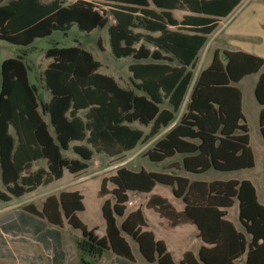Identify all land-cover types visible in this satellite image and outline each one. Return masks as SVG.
<instances>
[{
	"label": "trees",
	"instance_id": "1",
	"mask_svg": "<svg viewBox=\"0 0 264 264\" xmlns=\"http://www.w3.org/2000/svg\"><path fill=\"white\" fill-rule=\"evenodd\" d=\"M244 0H0V39L29 47L55 31L76 25L92 32L107 27L113 55L132 57V87L100 71L102 62L81 45L52 46L42 87L31 82L26 53L3 60L0 91V198L22 197L40 186L64 177L65 171L88 169L94 154L114 159L146 144L169 127L188 96L180 120L146 152L153 162L177 153L186 155L189 172L210 168L235 170L253 167L248 126L242 123V91L237 83L258 74L256 97L264 106V57L240 50L218 51L209 66L197 73L200 53L209 36ZM184 11L178 18L175 11ZM155 46L151 49L147 44ZM166 105V106H165ZM139 123L141 127L134 126ZM264 137V108L260 114ZM148 128V130H146ZM197 139L199 142L195 143ZM72 149L75 156L65 151ZM237 152L240 154L237 155ZM38 161L46 164L34 169ZM113 188H109V184ZM170 185L185 208L178 210L165 196L153 193L158 184ZM152 193L147 207L168 221L169 227L194 224L203 245L199 255L185 253L176 262L163 240L147 227L141 208L126 215L129 192ZM104 201L105 236L79 217L85 210L78 190L62 191L44 201L41 210L27 205L30 229L45 248L61 247V227L66 219L82 230L77 247L92 255L113 250L118 261L135 264L131 236L149 261L158 264H264V204L250 180L194 181L172 172L134 170L126 165L104 177L99 191ZM239 201L243 230L228 218V209ZM125 216L122 223L117 217ZM49 246V250H50ZM27 264H30L28 261Z\"/></svg>",
	"mask_w": 264,
	"mask_h": 264
},
{
	"label": "rangeland",
	"instance_id": "2",
	"mask_svg": "<svg viewBox=\"0 0 264 264\" xmlns=\"http://www.w3.org/2000/svg\"><path fill=\"white\" fill-rule=\"evenodd\" d=\"M181 15L182 14L178 13V16ZM209 43L210 46L207 45L208 47L206 46V49L200 53L197 73L200 69H203L211 63L213 58L212 53L216 46L221 47L219 51L224 49L244 50L250 53L260 54L264 57V0H245L244 3L230 17L222 21L217 35L213 38L210 37ZM78 44L90 50L94 57L102 62L100 71L113 75L122 85H132L130 64L135 60L131 57L117 58L113 55L110 47L107 27L98 28L92 32H85L81 31L76 25H74L73 28L67 32L55 31L51 36L37 39L31 46H29V48L0 39V86L2 59L16 57L23 54L25 52L24 49L27 48L25 49L27 53L26 60L31 66V82L41 86L43 81V70L51 60L46 56L47 50L55 45L72 46ZM255 78L256 76L252 75L245 78L239 84L244 94L245 113L252 126L254 141L259 138V132L254 127V120L258 117L257 109L259 107L252 89L254 88ZM43 95L46 100L50 98L49 92L44 89ZM136 149H140L137 154H135ZM136 149L128 152L126 157L123 159H114L105 153L96 152L93 159L90 161L88 169L81 173L80 176L76 177L74 174L66 170L62 179L54 181L51 185L39 187L34 194L27 195L23 199H28L37 195L38 198L36 197V203L37 206L40 207V196L42 197L48 193H56L58 189L79 190L84 196L85 203V210L79 213L80 218L87 225H89V227H96L97 232L102 235L106 232V221L102 212L104 200L99 195L103 178L115 174L118 167L123 164L135 168V164L137 167L142 162V165L148 170L161 171V168L157 163L151 162L147 158H143L142 154L146 150L145 145H139ZM65 154L68 156H75L72 149L65 151ZM257 158L258 168L262 169L264 161H261L259 156ZM45 164L46 163L44 161H39L37 162V167ZM212 175L222 179L238 176L236 173L221 171H212L204 174L203 176L205 178H211ZM112 187L113 185L110 183L109 188ZM0 188L4 189L1 181ZM154 192L166 196L178 210L184 208L183 200L174 195L173 188L171 186L158 183ZM42 199L44 200L45 197ZM19 200L20 199L15 198V202ZM133 208H135V206ZM143 210L146 214L147 221L151 226V230L160 233V222L166 221L152 209L143 207ZM230 219L239 228H242L239 224L238 202H236V204L230 209ZM69 227L70 228L68 229H70V232L68 229H64L65 238L68 239L69 236L82 234L81 229L75 228L72 225ZM189 227L194 226L186 225L183 228H177L176 230H163V233L171 246L174 245L177 250L194 241L193 230L191 231ZM131 243L138 262L142 264L143 258L135 240H131ZM175 254H177V251H175ZM10 264L17 263L11 262ZM239 264L246 263L241 260Z\"/></svg>",
	"mask_w": 264,
	"mask_h": 264
},
{
	"label": "crops",
	"instance_id": "3",
	"mask_svg": "<svg viewBox=\"0 0 264 264\" xmlns=\"http://www.w3.org/2000/svg\"><path fill=\"white\" fill-rule=\"evenodd\" d=\"M178 13H180L182 15L178 16ZM184 13H185L184 11H179V10L175 11V14H176V16L178 18H182ZM223 20L224 19L221 20L220 26H221V23H222ZM220 26L216 29V31L213 34H211L209 36V40H208L206 46L207 45L210 46V43H209L210 42V37L213 38L214 36L217 35ZM212 43H214V42H212ZM147 45L151 49L155 48V46H153L152 44L148 43ZM206 46L203 48L202 51H204L206 49ZM27 48H29V47H27ZM27 48H25V49H27ZM220 48H221L220 46H216L214 48V51L212 53L213 58H214L215 53L217 51L219 53H222L224 50H228V49H224L222 51H219ZM25 49H24V51H25L24 53H26ZM240 51H244V50H240ZM244 52H247V51H244ZM247 53H250V52H247ZM251 54H254V53H251ZM254 55L261 56L260 54H254ZM261 57H263V56H261ZM25 58H26V55H25ZM213 58H212V60H213ZM3 60L4 59H2L1 64H2ZM51 60L49 61V63L51 62ZM212 60H211V62H212ZM46 67L44 68V70L46 69ZM206 67H204V68H206ZM44 70H43V74H44ZM252 75L256 76L255 81H254V88H252V89H253V92H254L255 100H256V102H257V104L259 106L258 109H257L258 117L255 118V120H254V127L259 132V138H257L256 141H254L253 133H252V126H251V124H250V122L248 120V117H247L246 113H245L244 94H243V91L241 90L242 91V95H243L242 96V112H243V115H244V119L242 120V123H244V124H246L248 126L249 144H250V147H251L253 155H254L255 165L253 167L239 168V169L228 170V171H223V170H217L215 168H210L207 171L201 172V173L189 172V171H187L184 168V163H183L184 157L186 155H198V154H200V151L198 150V151H196V152H194L192 154H190V153H177L174 156H172L170 158H167V159H165V160H163L161 162H154V163H157L160 166V168H161V171H157V172H165V171H167V172H172L173 173L174 171H176L178 174L186 176V177H188V178H190L191 180H194V181H208V182H212V181H228V180H232V179H236V180L242 181V180H246L247 179V180H250L254 184V186L256 188V191H257L258 200L262 204H264V165H263L262 169H259L258 168V158H257L259 156L261 161H264V137H263V134H262V131H261V122H260V114H261V111L264 108V106L258 101V99L256 97V93H255L259 75L256 74V73L246 75L244 78H242L237 83V86L240 88V86H239L240 82H242L245 78L250 77ZM1 80H2V74H1ZM123 86H125V85H123ZM126 87H132V85L131 86H126ZM39 88H40V92L43 93V89L44 88L42 87V85L39 86ZM252 89H251V91H252ZM0 91H1V86H0ZM188 96H187V98H186V100H185V102H184V104L182 106V109L178 113L176 120L169 127L164 128L161 131V133L157 137L152 139L150 142H148L146 144H142V145H145V147H146V150L142 154L143 158L149 159V157L146 155V152L154 145V143L156 142L157 139H159L160 137L164 136L180 120L181 116L185 113L186 105H187V102H188ZM133 125L141 127L139 125V123H137V122L134 123ZM146 130H148V128H146ZM194 142L197 143L199 141L197 139H195ZM142 145H140V146H142ZM137 150L138 149H136L135 154H137L140 151V149L138 151ZM127 153H126V155H127ZM238 154H240V152H237V155ZM126 155H125V157H126ZM123 158H121V159H123ZM151 162H153V161H151ZM35 165H36V167H35ZM35 165H34V169H37L39 167V166L37 167V162L35 163ZM123 165H126V164H123ZM40 166H43V165H40ZM126 166H128V165H126ZM128 167L131 168V169H134V170H140L141 168L147 169L145 166L142 165V162L137 167H136V164H135V168L134 167H130V166H128ZM149 171H152V170H149ZM212 171L236 173V174H238V176H233V177L226 178V179L218 178V177H216L214 175H212L211 178H205L203 176L204 174L212 172ZM81 173H83V172H81ZM81 173H76V174L72 173V174H74L76 177H78V176L81 175ZM51 184H49V185H51ZM164 185H166V184H164ZM156 186H155V188H156ZM155 188H154V190H155ZM37 189L35 191L31 192V193H28V194L22 196V197H12V199L8 200V201L2 200L0 198V264H10L11 262L17 263V264H27L28 261L30 262V264H125V263H122L121 261L117 262L118 258L121 257V256H118L111 249L107 250L106 252H104L102 255H99V256L92 255V254H89V253H86V252H82L77 247V240L82 237L83 233L81 235L69 236L68 239L65 238V236H64V229H68V228H70L69 226H71V224H69L66 219L64 220V223H63V225L61 227H57L54 224H50L49 225L50 228L54 227V228H58V229L61 230V232H62L61 247H58V248L54 249L53 246H50V240H48L47 241L48 242V248H45L43 242L39 238H37V236L40 235L43 232V229L42 228L41 229L40 228L39 229H30V228H28L26 226L27 224L32 225V221H28V222L26 221L25 212H26L27 209L25 207L27 205L31 204L36 209L41 210L42 207H43L44 201L47 199L48 196L53 195V194L59 195L62 191H74V190L58 189V191L56 193H48V194H45L42 197L40 196L39 198H41L40 199V202H41L40 204L41 205L39 207V206H37V203H36V199L38 198L37 195L36 196H32V197H30L28 199H23L27 195L34 194L37 191ZM2 190L4 191L5 187ZM154 190H153V193H156V192H154ZM151 194L152 193L130 191L129 192L130 201L128 202L126 215H128L131 211H133L135 209H138V208H141L142 210H143V207H145L147 209H152V208H148L147 207V202H148V199L151 196ZM157 194H160V193H157ZM43 197H45L44 200L42 199ZM15 198L20 199V200L15 202ZM101 198H103V200L105 201L108 198H112V195L108 194V195H106L104 197H101ZM179 199H182V198H179ZM236 202L239 203V201L236 199L234 205L236 204ZM134 206H135V208H133ZM184 208H185V202H184ZM231 208L228 209V218L229 219H230V209ZM183 209H181V210H183ZM152 210H154V209H152ZM83 211H79L78 215H79L80 212H83ZM143 212H144V210H143ZM144 214H145V212H144ZM145 216H146V214H145ZM124 218H125V216H123V217L118 216L117 217V223L120 225L122 223V221L124 220ZM162 219H164L166 222H164V221L160 222V231L161 232L158 233V232H156L154 230H152V231L155 233L157 239L163 240L165 242V244L167 245L168 250L172 253L173 258H174V260L176 262L180 263L181 260L184 258L185 253L188 252V251L192 252L195 256H198L201 247L203 245H208L199 236V230H198L196 225H194V224H183L181 226L173 228V227H169L168 226V221L165 218H162ZM239 224L241 225L242 228H239L237 225L236 226L238 227V229L243 230V226L241 224L240 219H239ZM186 225L194 226V227H189L191 231L193 230L194 241L188 243L187 246L185 245L182 248H179V249L176 250L174 245L171 246V244L165 238L163 230L164 231H166V230H176L177 228H183ZM150 227L151 226L148 223L147 227H144V229L151 230ZM89 228L96 229V233L99 236H105L106 235V232L104 234L100 235L97 232V228L96 227H89ZM68 230L70 232V229H68ZM106 231H107V224H106ZM125 236H126V239L129 241V243H130V245L132 247V251H133V255H134V261L133 262L135 264H140L138 262V259H137L136 255H135V253H134L133 245L131 243V240H133L132 237L127 235V234ZM136 244H137L139 252H140V254L142 255V258H143L142 264H158L157 261H153L152 262V261L147 260L146 257L142 254V252L140 250V247H139V244L137 242H136ZM49 246H50V250H49ZM175 251H177V254H175ZM241 260L246 263V256H243L239 260V262Z\"/></svg>",
	"mask_w": 264,
	"mask_h": 264
}]
</instances>
